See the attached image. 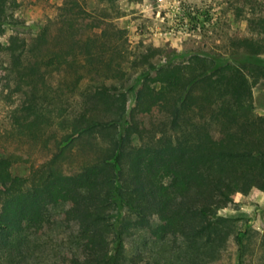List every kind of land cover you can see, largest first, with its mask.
<instances>
[{
    "label": "trees",
    "instance_id": "trees-1",
    "mask_svg": "<svg viewBox=\"0 0 264 264\" xmlns=\"http://www.w3.org/2000/svg\"><path fill=\"white\" fill-rule=\"evenodd\" d=\"M230 2L252 32L235 42L241 52L158 65L151 51L125 62V31L109 20L76 38L73 13L65 21L72 40L44 52L48 28L22 32L18 0H0V93L14 83L19 94L11 131L50 152L28 175L14 173L17 154L0 155V264L23 262L17 240L59 224L79 250L55 264H167L143 252L127 258V240L142 230L185 244L183 264H216L231 238L237 264H255L256 231L219 212L264 192V116L254 103L264 80V0ZM125 63L140 81L131 107L124 84L112 83L129 74ZM145 116L155 126L145 128Z\"/></svg>",
    "mask_w": 264,
    "mask_h": 264
},
{
    "label": "rangeland",
    "instance_id": "rangeland-1",
    "mask_svg": "<svg viewBox=\"0 0 264 264\" xmlns=\"http://www.w3.org/2000/svg\"><path fill=\"white\" fill-rule=\"evenodd\" d=\"M17 16L20 30L36 35L48 28V42L44 52L54 45V40L66 46L72 40L67 31L66 19L70 13L76 19L72 33L78 39L92 34L96 20L112 21L124 30L122 47L125 62L133 60L149 51L154 52L152 62L158 65L179 63L191 54L209 53L228 57L236 51L234 45L242 36L252 32L248 23L239 18L230 0H18ZM121 16V17H118ZM7 58V57H6ZM122 61V60H120ZM117 62L118 59H117ZM123 62V61H122ZM124 67L129 74L122 81L114 80L117 86L124 84L130 96V107L134 91L140 81L136 72ZM132 89V90H131ZM17 87L0 93V155L14 156L13 171L18 175H28L32 166H37L50 157V152L37 143H20L11 131L10 110L18 98ZM255 113L264 116V80L254 88ZM147 129L155 126L156 120L149 116L138 117ZM136 144H141L135 138ZM23 154L22 159L18 154ZM17 158L19 161H17ZM221 216L237 220L239 227L246 226L256 231L253 240L255 264L264 256V192L253 189L241 196L235 204L222 209ZM156 224L158 222H155ZM23 248L24 261L17 264H55L60 256L69 251L79 250L73 232L60 224L43 235H28L17 240ZM186 246L175 243L171 238L151 239L145 231L126 242L127 258L143 252L145 256L164 258L167 264H183L180 256H185ZM21 256V255H20ZM216 264H237V251L234 239L219 253ZM2 264H8L2 262Z\"/></svg>",
    "mask_w": 264,
    "mask_h": 264
}]
</instances>
